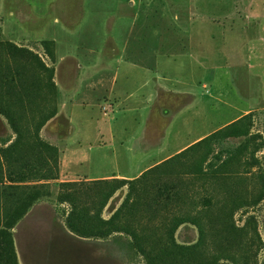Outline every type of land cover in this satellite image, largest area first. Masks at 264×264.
<instances>
[{"label":"rangeland","instance_id":"obj_1","mask_svg":"<svg viewBox=\"0 0 264 264\" xmlns=\"http://www.w3.org/2000/svg\"><path fill=\"white\" fill-rule=\"evenodd\" d=\"M0 264H264V0H0Z\"/></svg>","mask_w":264,"mask_h":264},{"label":"trees","instance_id":"obj_2","mask_svg":"<svg viewBox=\"0 0 264 264\" xmlns=\"http://www.w3.org/2000/svg\"><path fill=\"white\" fill-rule=\"evenodd\" d=\"M229 126L230 125H226L222 128V130H227L229 129ZM221 130H218L216 132H213L207 136H205L204 138L192 143L191 145L187 146L186 148L182 149L181 151H179L178 153L175 154V156H179V155H183L184 153L186 152H189V151H194L196 150L197 148L201 147V145L205 142H208L210 139H212L218 132H220ZM147 173V170H145L141 175L140 177L138 178H141V176H144L145 174ZM138 178H135L133 180H137ZM126 180H119V179H116V178H111V179H108V180H102V183H104L105 185L109 186V191L107 192V198L110 197L113 192L118 189L119 187H121L122 185H124ZM115 184V185H114ZM62 185L64 186H71L73 185L72 183H63ZM105 201V200H104ZM104 204V202L102 203V205Z\"/></svg>","mask_w":264,"mask_h":264},{"label":"crops","instance_id":"obj_3","mask_svg":"<svg viewBox=\"0 0 264 264\" xmlns=\"http://www.w3.org/2000/svg\"><path fill=\"white\" fill-rule=\"evenodd\" d=\"M181 151V150H180Z\"/></svg>","mask_w":264,"mask_h":264}]
</instances>
